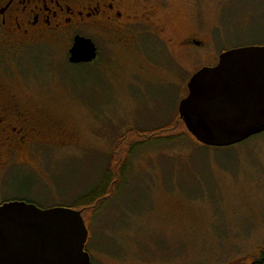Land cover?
<instances>
[{
  "label": "rangeland",
  "instance_id": "obj_1",
  "mask_svg": "<svg viewBox=\"0 0 264 264\" xmlns=\"http://www.w3.org/2000/svg\"><path fill=\"white\" fill-rule=\"evenodd\" d=\"M159 18L172 42L145 40L144 54L103 32L85 33L100 49L93 63L70 64L67 43L0 51V107H19L48 142L14 158L0 147V203L74 207L126 158L118 194L82 212L91 264H252L264 251V132L213 147L173 123L196 71L264 46V0H163ZM185 36L200 44L182 49ZM159 127L173 140L126 154Z\"/></svg>",
  "mask_w": 264,
  "mask_h": 264
},
{
  "label": "water",
  "instance_id": "obj_2",
  "mask_svg": "<svg viewBox=\"0 0 264 264\" xmlns=\"http://www.w3.org/2000/svg\"><path fill=\"white\" fill-rule=\"evenodd\" d=\"M69 53L71 63L91 62L96 47L77 35ZM187 90L179 117L203 145L229 147L264 132V46L224 51L191 76ZM87 238L81 210L0 203V264H91Z\"/></svg>",
  "mask_w": 264,
  "mask_h": 264
},
{
  "label": "flooded vegetation",
  "instance_id": "obj_3",
  "mask_svg": "<svg viewBox=\"0 0 264 264\" xmlns=\"http://www.w3.org/2000/svg\"><path fill=\"white\" fill-rule=\"evenodd\" d=\"M163 0H0V51L13 54L29 46L64 45L67 61L71 63L70 48L75 36L86 32L106 33L114 37L126 51L144 54L142 44L162 40L165 26L159 23ZM91 39V38H90ZM92 40V39H91ZM96 47V57L100 49ZM183 49L188 44H200L193 36L179 40ZM213 60V66L219 57ZM37 126L28 123V116L17 106L0 107V147L8 158L37 145L48 144L39 139ZM14 161L4 167H21Z\"/></svg>",
  "mask_w": 264,
  "mask_h": 264
},
{
  "label": "trees",
  "instance_id": "obj_4",
  "mask_svg": "<svg viewBox=\"0 0 264 264\" xmlns=\"http://www.w3.org/2000/svg\"><path fill=\"white\" fill-rule=\"evenodd\" d=\"M178 126H181L183 129L182 137H185L187 135L192 136L186 129L183 121L178 118L176 122L173 123L174 128H178ZM162 130H167L165 127H159L153 131L141 132V140H137L136 142L132 143V145L129 147L127 155H130L136 148H140L143 146L148 140L155 139L156 137L159 138V140L167 139V140H173V137L171 135H163L160 134ZM130 131H128L125 136L128 137L130 134H128ZM136 133V132H135ZM128 134V135H127ZM123 137L126 138V137ZM129 164L128 159H122L118 162H113L108 166L107 172L104 174L102 181L100 182V185L97 186V188L89 191L87 194L83 195L79 201L75 204V206H70V208L81 210V213L83 210H89L90 214L95 213L97 210L102 209L106 204H108L112 198H114L121 187V185L124 183V180L126 176L129 173ZM118 185V186H117ZM110 192H112L110 194ZM109 193V194H108ZM13 200H19L21 199H13ZM12 201V200H7ZM26 202L33 203L31 200H23ZM67 207V206H65ZM84 221L85 217L82 215ZM86 223V221H85ZM252 264H264V251L261 252L260 256L254 261Z\"/></svg>",
  "mask_w": 264,
  "mask_h": 264
}]
</instances>
